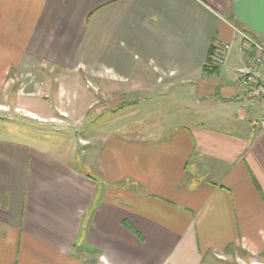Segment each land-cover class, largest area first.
Returning a JSON list of instances; mask_svg holds the SVG:
<instances>
[{
	"label": "crops",
	"instance_id": "obj_1",
	"mask_svg": "<svg viewBox=\"0 0 264 264\" xmlns=\"http://www.w3.org/2000/svg\"><path fill=\"white\" fill-rule=\"evenodd\" d=\"M243 34L264 46V0H0V91L90 89L63 109L89 113L65 149L2 126L0 104V264H264V97L239 79ZM45 103L26 110L52 120Z\"/></svg>",
	"mask_w": 264,
	"mask_h": 264
},
{
	"label": "rangeland",
	"instance_id": "obj_2",
	"mask_svg": "<svg viewBox=\"0 0 264 264\" xmlns=\"http://www.w3.org/2000/svg\"><path fill=\"white\" fill-rule=\"evenodd\" d=\"M213 54H214V50H213V53L211 54L210 59H212ZM45 90L46 89H43L41 94L38 97H35L34 100L27 99L26 97H22V96H15L14 88L9 89L8 91H0V104L11 107V108H4V109H6V115L13 118L12 122L4 121L1 123V125L5 127L6 126L10 127L9 125L5 124V122H8L12 126V129L20 134L23 133L29 138L40 140L41 142L48 141V142H52L55 145L62 143L63 145H59V147L65 149L74 137L73 135V132H75L74 127L80 126V124H82L84 121L89 122L88 121L89 113L82 114V113L73 112V111L65 112L63 109L73 108V106H75V108L77 106H80V108H85L87 105L88 107V104H89L88 101H89V95H90L89 83H87V87H85L83 83L82 88L81 87L79 88L78 86L68 88L66 91L60 94H56L55 88L52 90H46V91ZM144 97L145 95L137 97V99L138 100L145 99ZM115 99L117 98H114V100ZM247 99L253 102L257 101V99H253L249 97ZM43 103L51 104L52 110L55 111L56 113H53V112L51 113V110H50L51 108H45V110H46V114H53L55 116L54 119L52 120L46 119V121L45 119L39 120L37 118H34L31 115V113H28L26 110V108H29V109L40 108L41 109L44 107ZM14 106H19L21 108H13ZM161 109L163 110V108ZM172 109L173 108H170V110ZM157 110H158L157 112H153L147 117H142L139 120H133V122L131 123L129 127V131L131 133H134V132H138L139 129L143 128L145 125L146 127L150 126L152 128L153 126L162 123L164 120L163 112L162 110H160V108H158ZM199 113L209 118L220 116L217 112L215 113L214 112H209V113L204 112L205 113L204 114L203 111H199L196 108H195L194 113L191 114V116H195V114L198 115ZM168 114H171V111ZM130 116L136 117L137 114L136 113L130 114ZM65 118L67 120L63 122V120L61 119H65ZM178 118H183V116L180 115L179 117H177V120ZM62 124L67 126L68 129L63 130L60 127V125ZM247 255L248 253L242 252L241 257H243L242 259L246 261H242V260H237V261L241 264H249L250 258L248 259L249 256Z\"/></svg>",
	"mask_w": 264,
	"mask_h": 264
},
{
	"label": "built area",
	"instance_id": "obj_3",
	"mask_svg": "<svg viewBox=\"0 0 264 264\" xmlns=\"http://www.w3.org/2000/svg\"><path fill=\"white\" fill-rule=\"evenodd\" d=\"M244 41L248 45V50L252 54L251 63L239 72L243 90L247 97L261 99L264 97V83L261 82L254 68L257 65L264 66V46L253 40L251 37L243 34ZM230 50L229 44H220L209 63L210 66L218 67L223 64L227 52ZM260 127L264 129V120L259 121Z\"/></svg>",
	"mask_w": 264,
	"mask_h": 264
},
{
	"label": "trees",
	"instance_id": "obj_4",
	"mask_svg": "<svg viewBox=\"0 0 264 264\" xmlns=\"http://www.w3.org/2000/svg\"><path fill=\"white\" fill-rule=\"evenodd\" d=\"M213 53V50H212V48L209 50V52H208V56H207V60H206V62H210V58H211V54ZM215 69V67H208L206 64L203 66V70H214Z\"/></svg>",
	"mask_w": 264,
	"mask_h": 264
}]
</instances>
